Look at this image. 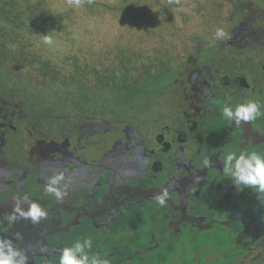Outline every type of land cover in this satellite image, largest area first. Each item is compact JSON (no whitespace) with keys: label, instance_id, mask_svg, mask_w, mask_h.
<instances>
[{"label":"flooded vegetation","instance_id":"obj_1","mask_svg":"<svg viewBox=\"0 0 264 264\" xmlns=\"http://www.w3.org/2000/svg\"><path fill=\"white\" fill-rule=\"evenodd\" d=\"M12 9L21 23L0 26V239L27 264H59L84 239L109 264H264V194L223 166L230 151L264 154V114L222 116L253 100L264 113V0H205L179 30L136 28L135 44L113 24ZM58 173L61 200L45 190ZM18 202L47 215L9 222Z\"/></svg>","mask_w":264,"mask_h":264},{"label":"clouds","instance_id":"obj_2","mask_svg":"<svg viewBox=\"0 0 264 264\" xmlns=\"http://www.w3.org/2000/svg\"><path fill=\"white\" fill-rule=\"evenodd\" d=\"M83 0H68L69 6L80 7ZM89 3L92 0H88ZM227 38V33L223 28H217L215 39L223 40ZM43 43L51 45L53 39L50 35L43 36ZM261 105L256 101H248L240 103L233 108L231 105L225 104L222 109V116L228 121L236 125L242 122H250L262 115ZM205 165H209L210 161L205 160ZM224 173L231 178L237 188L241 186L250 187L259 194H264V154L255 150L250 152L235 151L228 152L223 159ZM64 181V175L58 173L49 178L46 186V191L55 196L57 200H61L64 192L59 188L61 182ZM169 193L164 190L156 197V202L159 205H164ZM28 197H24L27 201ZM17 213L20 217L31 220L33 223H38L44 218L47 213L41 206L35 202L29 204L27 210L20 207V202L13 209V213L6 219L9 222L17 218ZM91 247V241L84 239L83 242L77 240L72 247H64L59 255V264H109L107 259L101 258L99 255L89 256L86 249ZM28 257L20 250L16 249L12 242L7 239H0V264H27Z\"/></svg>","mask_w":264,"mask_h":264},{"label":"rangeland","instance_id":"obj_3","mask_svg":"<svg viewBox=\"0 0 264 264\" xmlns=\"http://www.w3.org/2000/svg\"><path fill=\"white\" fill-rule=\"evenodd\" d=\"M19 7H39L40 9L49 10L50 14L54 13L52 21H62L68 23L89 24H113L114 38H119L120 33H123V40L127 36V31L134 33L135 36L131 39H137L138 31L136 28L148 27L150 22L160 24L161 29L169 32L176 24L177 30L183 26V21L186 22V14L191 7L204 6L205 0H129L126 3L122 0H83L80 7L69 6L68 0H17ZM213 0H209L212 2ZM207 5V4H206ZM212 5V3L210 4ZM26 9V8H23ZM0 26L5 27L4 22L0 21ZM147 26V27H146ZM119 29V30H117ZM135 30V32H132ZM84 37L85 41L91 40V35ZM102 34L98 31V34ZM119 33V34H117ZM68 40L82 42V38L75 34L67 35ZM146 38V37H145ZM151 45V44H150ZM126 46V45H124ZM137 46V45H136ZM133 47L136 50L138 47ZM68 55V53H66ZM68 58V56H67ZM75 68L72 67V69ZM76 69L74 70V72ZM71 79L80 83V77L74 76L72 73ZM79 98L82 96L78 95ZM110 100V98H108ZM89 101L92 102L91 98ZM113 103H118V98L112 99Z\"/></svg>","mask_w":264,"mask_h":264},{"label":"trees","instance_id":"obj_4","mask_svg":"<svg viewBox=\"0 0 264 264\" xmlns=\"http://www.w3.org/2000/svg\"><path fill=\"white\" fill-rule=\"evenodd\" d=\"M2 1V3L0 2V6H2V8H1V10H2V15L1 16H3L4 18H3V20H4V22L5 23H11V22H15V21H17V22H19V23H21V14H20V12H18V11H16V13L15 12H12V11H15V10H13L12 8L13 7H18V4H14V5H10V3H4L3 1H5V0H1ZM127 1H129V0H122V2H124V3H126ZM18 3V2H17ZM6 7H10L11 8V10L9 11V10H6ZM36 7H41V6H36ZM12 12V13H11ZM45 12H46V10H45ZM48 13H49V21L50 22H54V21H52V19H53V17H54V13H51L50 14V12H49V10H48ZM63 19H61V21H58V22H54L55 24H60V23H68V22H64V21H62ZM12 29H15V28H12ZM2 32H6V31H3L2 30ZM67 32V31H66Z\"/></svg>","mask_w":264,"mask_h":264}]
</instances>
